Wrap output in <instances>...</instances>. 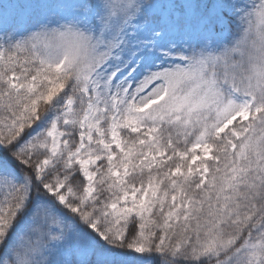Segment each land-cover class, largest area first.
<instances>
[{
  "label": "rangeland",
  "instance_id": "rangeland-1",
  "mask_svg": "<svg viewBox=\"0 0 264 264\" xmlns=\"http://www.w3.org/2000/svg\"><path fill=\"white\" fill-rule=\"evenodd\" d=\"M0 83V107L36 87L52 105L17 129L45 196L29 199L0 155V195L21 189L22 211L31 201L11 231L0 201V264H152L143 243L108 244L164 202L133 176L203 183L212 138L264 105V0H0ZM10 129L0 120V138ZM182 203L172 198L168 225Z\"/></svg>",
  "mask_w": 264,
  "mask_h": 264
},
{
  "label": "trees",
  "instance_id": "trees-1",
  "mask_svg": "<svg viewBox=\"0 0 264 264\" xmlns=\"http://www.w3.org/2000/svg\"><path fill=\"white\" fill-rule=\"evenodd\" d=\"M4 88L0 83L3 92L0 96L4 95ZM51 106L44 102L36 87L22 97H8L0 107L1 122L11 128L4 139L0 138V155L28 178L29 199L37 194L45 196L47 190L37 180L31 161L17 153L20 135L17 129L23 127L27 132L29 123H38ZM229 143L234 145L233 150ZM210 146L211 168L203 183L189 179L186 174L164 177L159 175L161 169L150 175L134 174L136 185L158 184L162 192L158 199L164 196V202L151 212L150 226L133 217L121 228L120 240L112 234L108 242L112 249L127 254L143 243L152 264H164L165 260L172 264H264V105L241 128L236 124L213 137ZM170 163L175 167L174 162ZM69 174L72 184L83 187L84 180L76 170ZM178 193L183 196V203L176 221L168 225L172 198ZM22 197V190L17 192L16 188L0 195V201L7 199L9 209L4 229L11 231L30 207L31 201L23 211L19 210L24 205ZM93 205L90 201L89 207ZM2 239L1 248L5 245ZM207 243L214 245L215 252H205Z\"/></svg>",
  "mask_w": 264,
  "mask_h": 264
}]
</instances>
